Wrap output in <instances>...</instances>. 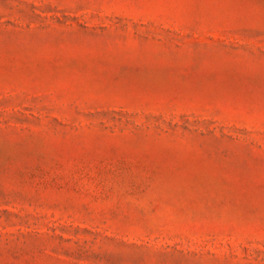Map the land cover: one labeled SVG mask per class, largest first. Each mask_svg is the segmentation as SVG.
<instances>
[{"label": "rangeland", "instance_id": "obj_1", "mask_svg": "<svg viewBox=\"0 0 264 264\" xmlns=\"http://www.w3.org/2000/svg\"><path fill=\"white\" fill-rule=\"evenodd\" d=\"M0 264H264V0H0Z\"/></svg>", "mask_w": 264, "mask_h": 264}]
</instances>
